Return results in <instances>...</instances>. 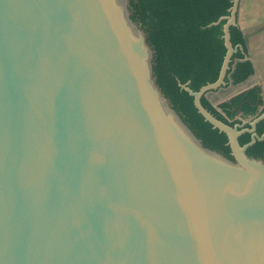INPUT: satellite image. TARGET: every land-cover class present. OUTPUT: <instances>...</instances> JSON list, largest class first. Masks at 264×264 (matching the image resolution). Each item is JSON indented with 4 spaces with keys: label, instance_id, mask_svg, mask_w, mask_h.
<instances>
[{
    "label": "water",
    "instance_id": "95a60500",
    "mask_svg": "<svg viewBox=\"0 0 264 264\" xmlns=\"http://www.w3.org/2000/svg\"><path fill=\"white\" fill-rule=\"evenodd\" d=\"M236 2L218 78L182 85L227 156L156 82L129 0H0V264H264V110L238 128L200 102Z\"/></svg>",
    "mask_w": 264,
    "mask_h": 264
},
{
    "label": "trees",
    "instance_id": "16d2710c",
    "mask_svg": "<svg viewBox=\"0 0 264 264\" xmlns=\"http://www.w3.org/2000/svg\"><path fill=\"white\" fill-rule=\"evenodd\" d=\"M129 4L133 18L146 31L153 49V68L158 85L206 146L231 156L227 133L204 118L194 104V95L182 85L198 91L218 78L227 52L223 36L226 18L220 17L230 14L233 0H129ZM228 31L236 50L228 62L225 83L229 82V75L237 64L232 68L233 58L241 55L239 46L244 42L236 23L230 24ZM200 102L225 123L241 124V119H229L226 112L218 110L204 93ZM252 102L240 106L248 107V112L256 111L250 104ZM263 110L264 107L258 110L255 117ZM241 125L238 128L250 127L248 121ZM255 131L258 135L264 133V117L256 122ZM237 138L240 144L247 143L251 132L242 131ZM246 152L264 159V136L248 145Z\"/></svg>",
    "mask_w": 264,
    "mask_h": 264
},
{
    "label": "crops",
    "instance_id": "0c3cea01",
    "mask_svg": "<svg viewBox=\"0 0 264 264\" xmlns=\"http://www.w3.org/2000/svg\"><path fill=\"white\" fill-rule=\"evenodd\" d=\"M232 13L248 39L239 46L241 55L233 58L232 68L237 64L229 75V82L208 90L205 95L221 112L222 104L229 110L237 104L233 117L245 123L248 107L240 104L253 101L250 103L253 108L264 107V0H237ZM237 109H240L239 114H236Z\"/></svg>",
    "mask_w": 264,
    "mask_h": 264
},
{
    "label": "rangeland",
    "instance_id": "374dc122",
    "mask_svg": "<svg viewBox=\"0 0 264 264\" xmlns=\"http://www.w3.org/2000/svg\"><path fill=\"white\" fill-rule=\"evenodd\" d=\"M222 106V112L225 114V112H226V114H227V116H228V118L229 119H233L234 117V110H235V108L237 107V104H235V105H233V107L234 108H232V109H228V108H226L223 104L221 105ZM257 112H258V109L256 110V111H251V112H249V113H247V118H246V121H250V120H252L254 117H255V115L257 114ZM238 126H242L241 124L240 125H238Z\"/></svg>",
    "mask_w": 264,
    "mask_h": 264
}]
</instances>
